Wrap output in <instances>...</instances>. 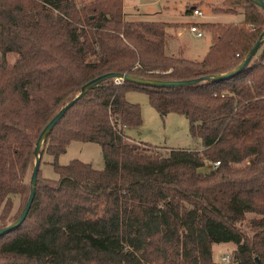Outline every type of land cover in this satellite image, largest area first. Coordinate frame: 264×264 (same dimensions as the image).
<instances>
[{"label": "trees", "instance_id": "obj_1", "mask_svg": "<svg viewBox=\"0 0 264 264\" xmlns=\"http://www.w3.org/2000/svg\"><path fill=\"white\" fill-rule=\"evenodd\" d=\"M211 7L241 19L200 23L211 40L192 59L180 47L166 51L165 22L126 19L125 0H0V227L27 201L40 133L86 82L107 72L213 76L243 60L264 31V10L252 0ZM129 90L146 92L161 116L184 115L201 147L131 138L127 129L142 119ZM73 139L98 142L105 165L61 163ZM44 154L58 177L42 173ZM41 164L26 218L0 235V264H264V39L247 66L221 80L100 82L57 122ZM225 241L234 243L228 263L212 250Z\"/></svg>", "mask_w": 264, "mask_h": 264}, {"label": "rangeland", "instance_id": "obj_2", "mask_svg": "<svg viewBox=\"0 0 264 264\" xmlns=\"http://www.w3.org/2000/svg\"><path fill=\"white\" fill-rule=\"evenodd\" d=\"M129 1L133 5L126 8V19L165 22L166 51L176 52L180 47L183 49V55L192 59L202 58L211 40L208 28L201 29L200 23H230L241 19V15L215 14L211 11V5H217L222 0H125V3L128 4ZM194 5L201 9L202 16L187 11ZM192 24H196L202 31L201 37L190 30ZM10 59L14 61L15 55L11 54ZM126 98L131 103H137L141 109V125L127 129V134L134 140L164 146L201 147L200 138L190 135L188 120L184 115L169 112L161 116L150 104L148 94L144 91L129 90ZM73 158L89 161L96 167H103L106 163L101 145L93 140H71L66 151L60 154L59 161L68 163ZM51 159H53L51 155L44 154L42 173L48 177H58L59 174L50 162ZM212 165H214L212 162H208L203 169H209ZM23 204V199L18 197L13 213L18 214ZM233 245L231 241L214 243L212 250L215 258L221 259V255L230 252Z\"/></svg>", "mask_w": 264, "mask_h": 264}, {"label": "water", "instance_id": "obj_3", "mask_svg": "<svg viewBox=\"0 0 264 264\" xmlns=\"http://www.w3.org/2000/svg\"><path fill=\"white\" fill-rule=\"evenodd\" d=\"M256 2L263 10H264V0H252ZM264 39V31L260 34L256 42L253 44V46L250 48V50L247 52L243 60L236 65L233 69L219 73L213 76L205 75L200 76L196 78H190V79H182V80H161V79H152V78H144L140 76L130 75V74H118L114 72H107L103 73L99 76L94 77L93 79L86 82L82 88L81 91L70 101H68L63 107L60 108V110L53 116V118L46 124V126L43 128L42 132L40 133L36 145H35V155L36 159L34 162L32 174H31V189L29 196L27 198V201L19 214V216L11 221L10 223L3 225L0 227V235L10 231L11 229L15 228L16 226L20 225L24 219L26 218L31 205L33 203L35 193H36V186H37V180H38V171L41 164V157H42V145L44 144L47 136L51 133L57 122L62 118V116L65 114V112L82 96L84 95L89 89H91L93 86L99 84L102 81H105L109 78H120L122 80H126L129 82H134L137 84L142 85H148V86H157V87H174V86H184V85H190L197 83L202 80H211V81H217L224 78H228L232 75H235L239 73L245 66H247L250 62V60L253 58V56L256 54L258 48L262 44ZM257 258V257H256Z\"/></svg>", "mask_w": 264, "mask_h": 264}, {"label": "built area", "instance_id": "obj_4", "mask_svg": "<svg viewBox=\"0 0 264 264\" xmlns=\"http://www.w3.org/2000/svg\"><path fill=\"white\" fill-rule=\"evenodd\" d=\"M192 13L195 14V15H197V16H202L203 15L201 9L196 8V7L192 8ZM189 28H190V30L192 32H195L196 36H198V37L200 36L201 37L203 35L202 31L199 30V28H198V26L196 24L190 25ZM116 82L117 83H120V82H122V79L116 78ZM218 162H219V160L214 161V165H217ZM221 260L224 261L225 263H228L229 260H230L229 252L221 255Z\"/></svg>", "mask_w": 264, "mask_h": 264}, {"label": "crops", "instance_id": "obj_5", "mask_svg": "<svg viewBox=\"0 0 264 264\" xmlns=\"http://www.w3.org/2000/svg\"><path fill=\"white\" fill-rule=\"evenodd\" d=\"M126 5H127V6H126ZM132 5H133V3H131L130 1H129L128 4L125 3V6H126V7L124 8V9H125V12H126V8H128L129 6H132ZM208 47H209V46H208ZM205 52H206V51H205ZM204 54H205V53H204Z\"/></svg>", "mask_w": 264, "mask_h": 264}]
</instances>
